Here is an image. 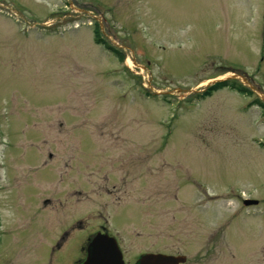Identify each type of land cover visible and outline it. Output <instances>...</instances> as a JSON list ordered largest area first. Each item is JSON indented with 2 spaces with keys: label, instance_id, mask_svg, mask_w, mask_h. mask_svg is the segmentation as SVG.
Here are the masks:
<instances>
[{
  "label": "rangeland",
  "instance_id": "374dc122",
  "mask_svg": "<svg viewBox=\"0 0 264 264\" xmlns=\"http://www.w3.org/2000/svg\"><path fill=\"white\" fill-rule=\"evenodd\" d=\"M257 141L264 0H0V264L55 262L60 208L79 257L102 224L125 264H264Z\"/></svg>",
  "mask_w": 264,
  "mask_h": 264
},
{
  "label": "flooded vegetation",
  "instance_id": "af4514ba",
  "mask_svg": "<svg viewBox=\"0 0 264 264\" xmlns=\"http://www.w3.org/2000/svg\"><path fill=\"white\" fill-rule=\"evenodd\" d=\"M48 156L50 157L51 154H48ZM46 201H48V203H49V200H46ZM60 211H58V209H56L52 213H49V214L47 213V220H49V217L51 215L55 217L54 219H55L56 224L54 225V223H53L54 229H52V230H55V231L58 230L59 231L58 237L55 239L54 245L49 250L50 251L49 256L51 257V259H54V258L56 259L57 258V260L55 262H53L52 264H82L84 262L85 258H86V248H87L89 242L91 241V239L95 235H97V234H107V235H109L111 237H114L113 235H111L110 233H108L106 231L105 227L102 224H99L97 229H95L94 231L88 233L85 236L84 242H83V244L81 246V249H80L81 256L79 257L78 254H77L76 247L71 245V244L74 243L73 242L74 241L73 238L76 237V235L78 233H80V232H82L84 230L83 222L85 220H87L89 217L91 218L92 214L89 215V216H85L84 215L85 213H83L81 215L72 216L73 220L68 222L69 225L67 226L66 224L65 225H61L58 222L59 219L62 220L63 218H65V214L62 212V208H60ZM48 212H50V211H48ZM69 213L70 212H67V216H68ZM91 213H93V212H91ZM61 226H63V227L61 228ZM115 240L117 242L116 238H115ZM66 242H69V244H70V250L69 251H67V247L68 246L67 247L63 246L64 243H66ZM117 244H118V242H117ZM147 253L168 254V253H164L163 251H159V250L143 252V253H140L138 255V257L136 258V260L134 262L130 263V264H135L137 262L138 258L141 255L147 254Z\"/></svg>",
  "mask_w": 264,
  "mask_h": 264
},
{
  "label": "water",
  "instance_id": "95a60500",
  "mask_svg": "<svg viewBox=\"0 0 264 264\" xmlns=\"http://www.w3.org/2000/svg\"><path fill=\"white\" fill-rule=\"evenodd\" d=\"M256 201L245 200L243 204L256 205ZM183 256H166L161 254H144L137 264H183ZM82 264H124L121 252L115 240L105 234L95 235L86 249V258Z\"/></svg>",
  "mask_w": 264,
  "mask_h": 264
},
{
  "label": "trees",
  "instance_id": "16d2710c",
  "mask_svg": "<svg viewBox=\"0 0 264 264\" xmlns=\"http://www.w3.org/2000/svg\"><path fill=\"white\" fill-rule=\"evenodd\" d=\"M116 55H117L118 57L121 58L120 54H117V53H116ZM226 86L228 87V85L225 84V83L214 85V86L210 87L206 92H204L203 94H201V95L199 96V99H203V98L209 96V95H210L212 92H214L215 90H217V89H219V88H222V87H226ZM230 87H231V89H235V90H237V91L240 92V93H243V94L245 93V90H243V89H241V88H236V87H234V86H230Z\"/></svg>",
  "mask_w": 264,
  "mask_h": 264
},
{
  "label": "bare ground",
  "instance_id": "6f19581e",
  "mask_svg": "<svg viewBox=\"0 0 264 264\" xmlns=\"http://www.w3.org/2000/svg\"><path fill=\"white\" fill-rule=\"evenodd\" d=\"M127 64H128L129 66H131V62H130L129 60H127Z\"/></svg>",
  "mask_w": 264,
  "mask_h": 264
}]
</instances>
